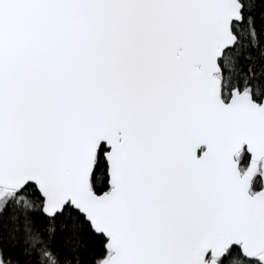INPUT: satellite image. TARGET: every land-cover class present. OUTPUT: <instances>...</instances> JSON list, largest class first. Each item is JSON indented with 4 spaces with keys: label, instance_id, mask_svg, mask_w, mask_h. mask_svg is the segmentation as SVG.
Wrapping results in <instances>:
<instances>
[{
    "label": "snow or ice",
    "instance_id": "6c2138e0",
    "mask_svg": "<svg viewBox=\"0 0 264 264\" xmlns=\"http://www.w3.org/2000/svg\"><path fill=\"white\" fill-rule=\"evenodd\" d=\"M0 264H264V0H0Z\"/></svg>",
    "mask_w": 264,
    "mask_h": 264
}]
</instances>
